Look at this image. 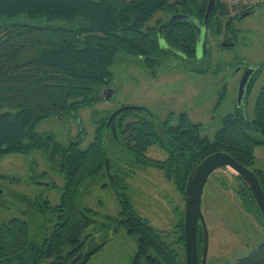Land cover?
Masks as SVG:
<instances>
[{
  "label": "trees",
  "instance_id": "trees-1",
  "mask_svg": "<svg viewBox=\"0 0 264 264\" xmlns=\"http://www.w3.org/2000/svg\"><path fill=\"white\" fill-rule=\"evenodd\" d=\"M206 6L207 0H0V18L25 15L46 22L0 27V160L4 155L44 147L48 141L37 130L41 121L65 117L82 105L99 102V90L109 84L110 66L118 53L140 57L154 75L167 53L177 56L159 46V24L174 13L202 21ZM228 14L226 0H216L202 55L209 52L207 35L220 34ZM163 37L184 54L183 59L197 58L195 32L189 23L167 26ZM128 119H132L127 126L132 136L126 149L129 156L138 167L157 168L182 199L191 169L216 151H225L250 168L264 191V169L251 168L255 147L264 145V85L255 98L251 120H244L237 108L221 119L211 139L200 134V123L184 111L170 112L159 120L127 110L117 117L118 130ZM104 120L105 115L99 116V126L85 147L69 145L68 153L59 156L56 167L64 180L60 199L53 206L45 200L42 207L55 218L48 236L41 242L31 240L28 222L19 217L0 223V264H67L91 237L87 252L77 264H87L101 249L89 230L93 222L87 214L89 209L78 205L77 194L87 181L107 178L105 159L109 160L114 182L117 179L116 159L105 154ZM150 147H157L166 156L159 160L148 157ZM51 156L55 162L56 150ZM234 179L242 206L264 223L247 185L237 174ZM114 221L136 236L131 264H185L179 261L174 246L180 243L184 251L183 211L174 225L178 236L173 241L163 237L128 200L121 201ZM234 264H264V240Z\"/></svg>",
  "mask_w": 264,
  "mask_h": 264
},
{
  "label": "rangeland",
  "instance_id": "rangeland-1",
  "mask_svg": "<svg viewBox=\"0 0 264 264\" xmlns=\"http://www.w3.org/2000/svg\"><path fill=\"white\" fill-rule=\"evenodd\" d=\"M257 1L226 0L228 4L237 2L244 8ZM259 12L262 13V10ZM254 17H247L244 22ZM19 22L46 23L19 15L0 18V27ZM221 39L208 34L209 52L196 59L187 60L167 53L154 75L147 71L140 57L118 53L110 66L109 84L114 92L107 100V108L141 106L146 110L135 111L141 117L159 120L170 112L177 114L184 111L195 123H200V134L211 139L219 129L221 119L239 108V72L236 71L240 64L243 67L249 63L259 67L258 76L244 94L242 102L244 120L250 121L255 98L264 85V40L257 30L244 31L237 43L231 46H221ZM102 113L100 109L92 113L94 121L80 143L81 147L92 140L96 122ZM78 117H83V114ZM61 125L51 117L38 123L37 130L43 138L51 136L49 146L54 142L65 144L67 130ZM250 132L259 137L258 133ZM107 151L116 161L119 160L112 146L107 145ZM31 153L8 154L0 160V223L11 217L22 218L29 224L30 239L41 242L49 235L55 219L52 213L42 208L43 202L47 200L51 206L59 202L64 180L51 154ZM146 155L158 159L166 156L157 147H150ZM254 155L255 162L251 168L264 169V145H257ZM149 168L152 167H139V171L144 173L130 179L126 195L139 215L160 230L163 237L173 241L178 236L173 228L179 216L174 214L168 192L174 191L172 185L162 182L158 170L149 176ZM235 174L229 167L218 168L211 172L203 187L201 212L204 227L198 224L197 246L200 259L206 238L205 264H234L264 240L263 221L250 214L236 194ZM150 177L157 186L149 185ZM107 179L109 181L108 176L87 181L77 194L78 205L89 209L87 214L93 220L89 230L94 232L95 243L101 244V249L87 264H131L136 252V236L128 234L123 226L114 224L119 206L111 185L102 186ZM179 199L182 204L181 197ZM174 246L179 251V261L185 262L182 245L174 243Z\"/></svg>",
  "mask_w": 264,
  "mask_h": 264
},
{
  "label": "flooded vegetation",
  "instance_id": "flooded-vegetation-1",
  "mask_svg": "<svg viewBox=\"0 0 264 264\" xmlns=\"http://www.w3.org/2000/svg\"><path fill=\"white\" fill-rule=\"evenodd\" d=\"M228 6H229V14H228L226 23L224 24L223 29L220 32V34H215V36L217 37L219 36L222 38L219 41L221 42L220 43L221 46H223L222 45L223 43L231 44V45L236 44L239 35L242 34L244 31L245 32L255 31V30L260 31L262 35V39L264 40V0H259L245 8L241 7L237 2L228 4ZM260 10H262V13L259 12ZM251 16H255L254 19L244 22L245 18L251 17ZM219 42H216V43L218 44ZM231 45H226V46H231ZM251 70L253 71L251 72L248 78V82L245 88V93L248 91V86L253 83L255 78H257L259 67L253 66L249 63L241 67V64H240L238 66V70L236 71V73L239 72V81H240L243 74L246 71L250 72ZM107 88L111 89L110 84H105L99 90L100 102H97L94 105H88V104L82 105L78 107L75 112L71 111V113L65 117H57V121L62 123L61 126L64 128L65 131L67 130L66 135L68 136H67V142L65 144L54 142L51 146H49L47 143L41 149H38L32 152H35L36 154H52L53 151L56 150L55 164H57L59 162V156H61V154H64V153H68L66 151L70 149L69 145L72 146L73 144H80L84 140L85 135L89 131L91 122L94 121L92 117V113L94 112V110L100 109L103 112L100 115V117L105 115V120H104V135H105V149H106L105 154H109L107 151V145H110L115 150L114 154H116V157L119 159L115 162V166L118 171L116 181L114 182L110 174V171H109V174H107L106 172V175L109 178V183L106 184L107 182H104L103 186L108 187L111 185L110 187L112 188V191L114 192L117 204L119 206L121 201L128 200V196L126 195V192L129 186L131 185L130 179L134 176H137V174L142 175L144 172L142 171L141 173L139 171V167L137 166V164L134 163V160H132V158L129 156L130 154L129 151L126 150L127 146L128 145L130 146L132 143V136L129 132V128L127 127L128 123H130L132 119L125 120V122H123V124L119 127V130L117 128V124L115 123L116 137L113 136L112 124L110 123L107 125L108 116L114 110L119 108L117 107L116 109H111V110L107 108V103L109 102L107 100L110 99V98H106L107 94L109 93V91L107 93ZM101 91H104V92L102 93ZM96 106H98V108H96ZM80 114L81 115L83 114V117H78V115ZM98 126L99 124L98 122H96L94 132L96 131V128ZM55 130L57 129L55 128ZM70 133H72L71 137H70ZM46 140L48 141L50 139H46ZM26 154H32V153H26ZM153 159H158V158H153ZM104 164H105V161H104ZM108 165H109V162H108ZM149 170H150L149 172L150 173L149 176H150V175H154L153 172L158 169L155 167H152V168H149ZM161 180L162 182L168 185L170 184L163 178L162 174H161ZM149 185L153 187L157 186L154 183V180L152 177H150ZM172 190L174 191V193L168 192V200H170L173 203L174 214L180 217L181 211H183V219H184V199H182L181 195L177 191H175L174 186H172ZM179 197H181L182 204H181ZM128 202L130 203L129 200Z\"/></svg>",
  "mask_w": 264,
  "mask_h": 264
},
{
  "label": "water",
  "instance_id": "water-1",
  "mask_svg": "<svg viewBox=\"0 0 264 264\" xmlns=\"http://www.w3.org/2000/svg\"><path fill=\"white\" fill-rule=\"evenodd\" d=\"M216 0H207L206 10L202 21H199L196 17L185 13L169 14L165 20H163L157 27V42L163 49H167L172 53L180 56L184 54L178 49L169 45L163 37V29L167 26L177 22L189 23L195 32V54L196 57H201L203 54V44L205 40V34L207 29L208 20L214 10ZM223 46L231 45L223 43ZM253 70L245 72L241 77L238 84L237 92V104L239 108L243 107L242 100L245 94L246 84L248 78ZM106 90V89H104ZM109 91V93H108ZM102 93L104 91H101ZM113 89L107 88L106 98H111L113 95ZM141 106H121L114 110L107 118V125L112 124L113 136L116 137L115 123L117 116L124 111L144 110ZM46 139H51V136H46ZM108 159L105 160V169L109 174ZM229 167L243 180L247 185L252 198L259 209L261 215L264 217V191L262 190L259 181L254 172L239 163L231 155L225 151H216L205 158H203L195 167L191 169L188 174L185 191H184V219H183V234H184V251H185V264H205L206 256V238H204V244L202 249V255L198 257L197 246V228L200 223L204 227V217L201 212V195L203 187L208 176L214 170L218 168ZM92 237L88 240L84 248L79 251L67 264H77L84 254L87 252Z\"/></svg>",
  "mask_w": 264,
  "mask_h": 264
}]
</instances>
